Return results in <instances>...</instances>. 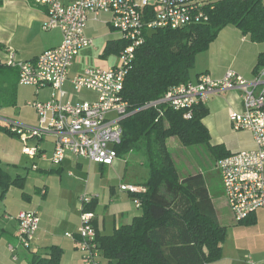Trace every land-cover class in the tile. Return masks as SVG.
Segmentation results:
<instances>
[{"label":"built area","instance_id":"obj_1","mask_svg":"<svg viewBox=\"0 0 264 264\" xmlns=\"http://www.w3.org/2000/svg\"><path fill=\"white\" fill-rule=\"evenodd\" d=\"M223 0H38L47 5L48 15L43 28H60L62 43L40 54L35 60H18L11 52L6 65L18 69L21 85L40 89L51 86L53 93L47 100H32L28 104L38 114L37 126L11 121L0 116L9 130L25 141L34 135L51 133L55 136L51 160L62 164L67 153L91 161L111 165L118 158V146L122 143L123 120L139 110L157 108L164 116L163 107L184 110L185 117L193 116V109L206 104L213 94L237 89L242 92L244 108L233 112L231 120L236 130L253 134V149L231 152L217 161L227 204L234 219L241 222L264 209V66L253 79H247L230 69L220 79L203 73L197 80L171 86L161 97L132 108L124 98L126 78L136 58V50L146 41V32L159 28H182L210 21L211 13ZM111 15V24L121 33V40L128 45L118 54V64L112 66H88L73 77L70 69L80 51L93 44L87 35L89 16ZM74 90L94 91V101L73 102L68 97L66 82ZM37 148L26 147L30 155ZM120 189L132 194L146 192L144 185L122 183ZM96 196L84 194L81 223L77 230L78 248L85 264H105L94 225L95 213L85 210ZM141 207L138 197L134 199ZM18 235L21 245L31 249L40 225V216L34 210H21ZM74 237L73 233H67ZM254 264V262H251Z\"/></svg>","mask_w":264,"mask_h":264},{"label":"trees","instance_id":"obj_2","mask_svg":"<svg viewBox=\"0 0 264 264\" xmlns=\"http://www.w3.org/2000/svg\"><path fill=\"white\" fill-rule=\"evenodd\" d=\"M229 25H235L253 42L263 43L264 0H223L207 23L146 32V41L136 50L128 72L124 98L132 108H140L171 86L192 81L197 54L206 51ZM127 45L125 41H110L105 54H119ZM263 66L264 51L256 68ZM163 110L165 115L161 116L157 108L142 109L122 122L124 135L118 156L139 154L149 177L143 183L146 192L132 194L140 199L142 214L110 235L97 234L105 264H207L222 258L228 228L218 220L204 174L181 175L169 140L177 137L187 147L205 145L216 153L217 160L231 152L212 144L203 122L209 113L206 104L197 105L191 118L185 117L184 110ZM0 130L14 135L1 126ZM24 184V176L4 182L0 166L2 194L10 185ZM95 204L94 199L84 209L93 211ZM238 223L253 225L256 219L252 215ZM63 253L58 245L45 253L34 251L31 264H64Z\"/></svg>","mask_w":264,"mask_h":264},{"label":"crops","instance_id":"obj_3","mask_svg":"<svg viewBox=\"0 0 264 264\" xmlns=\"http://www.w3.org/2000/svg\"><path fill=\"white\" fill-rule=\"evenodd\" d=\"M62 1L68 4L72 0ZM47 10V5L38 2V0H0V65H4V68L0 69V83L6 90L7 99L11 103L17 100L16 91L11 84L19 82L18 69L4 63L8 61L10 53L14 52L18 60H35L44 51L59 46L63 41V33L60 28L50 30L43 28V22L48 15ZM238 30L240 29L238 28ZM86 32L93 40V44L86 48H94L97 52L99 51L98 55L102 57L97 59V66L107 67L118 64V54H105V48L110 41H122L121 33L111 24V15L107 13L98 17L90 15ZM251 42V47H211L210 45L204 52L210 61L201 72H197L193 80H197L198 76L203 73L209 74L214 79H220L230 69L237 71L247 79H253L259 69L256 68L259 54L264 51V47H261L262 43L252 40ZM79 54L70 69V77L86 68L82 67ZM34 88L35 95L38 96L37 100H47L53 93L51 86ZM65 88L68 92L67 99L73 102L94 101L97 98L94 91L74 90L70 80L66 82ZM84 92L91 96L84 97ZM206 105L209 108V113L203 122L208 129L211 128V116L213 115L223 114L226 121L232 123L230 113L242 112L244 108L242 92L233 89L213 94L209 97ZM31 108L35 120L30 125L37 126L39 124L38 114L35 108ZM0 126L10 129L3 121L0 122ZM241 132L238 140L241 145L236 151L255 148L253 134L247 130ZM54 145L55 136L51 133L34 135L25 141L16 134L12 135L0 130V166L3 169L4 182L17 176L25 177L23 187L10 185L4 194L0 190V264H31L34 251L45 253L52 245H58L63 249L64 264H85L83 254L77 245L79 239L77 230L82 214L81 196L72 193V197L68 198V189L63 187L61 177L67 168L70 169L69 176H74L71 168L75 166L82 168L83 163L71 152L67 153L62 164L54 163L51 160ZM26 147L37 148L38 151L35 155H30L25 152ZM25 159L31 162L30 168L27 167V164L24 165ZM85 160L89 159L85 158ZM89 162L100 164L91 160ZM24 168L28 175L31 169L37 174H42L40 177L38 176L39 180L36 178L32 180L37 182H34L29 188H27L29 176L24 174L25 171H22ZM58 174H60V179L57 177ZM148 177L142 182L129 183L143 185ZM85 194L96 196L93 210L95 213L94 225L101 235L112 234L119 226L131 223L135 216L142 214V207L136 205L132 193L122 191L113 184L101 181L96 184L90 183ZM212 200L219 222L225 225L215 203L216 199L212 198ZM21 210H34L40 216V225L34 236L31 249L25 248L20 243L19 221L16 216ZM253 216L256 219L254 225L263 229L264 209L258 210ZM235 224L236 222H232L230 225ZM67 233H73L74 237L68 236ZM227 238L228 236L223 244L222 258L207 264H251L253 261L249 262L236 252V244L229 248L226 247ZM260 260V263L254 262V264H264V258Z\"/></svg>","mask_w":264,"mask_h":264},{"label":"rangeland","instance_id":"obj_4","mask_svg":"<svg viewBox=\"0 0 264 264\" xmlns=\"http://www.w3.org/2000/svg\"><path fill=\"white\" fill-rule=\"evenodd\" d=\"M251 45L252 42L248 35H244L235 25H229L211 44V47H251ZM260 45L264 47V42ZM204 52H200L196 56V62L192 70L193 77L196 76L197 72H201L210 61ZM98 54L99 51L97 52L94 48L82 50L79 54L82 67L97 66V59L102 58ZM11 86L16 91L17 100L14 103L7 99L6 90L0 83V116L18 123L32 124L35 117L32 106L28 102L38 97L35 95V88L13 82ZM83 96L89 98L91 95L84 92ZM209 129H211V141L217 143L214 145L232 152L236 151L241 145L238 140L242 130H236L231 121L229 123L226 121V117L223 114L211 116V128ZM169 148L181 175L198 171L204 174L212 198L216 199L215 203L222 216V221L228 228L226 247L229 248L236 244L237 253L241 254L249 262L260 263V259L264 258V228L261 229L260 226H255L254 224L252 226L240 224L234 219L224 195L216 153L205 145L184 146L177 137L169 140ZM75 157L82 161V168L77 166L71 168L75 174L74 176H69V168L65 169L61 174L63 187L68 189V198L72 197V193L77 196L85 194L90 183L96 184L101 181L106 184H113L120 189L122 183L142 182L149 176L148 168L142 164V157L133 152L119 156L113 165L93 164L89 160H85V158ZM23 163L30 168L31 162L28 159H25ZM22 171L27 174L25 168ZM101 174L103 175L102 178ZM41 175V173L37 174L31 169L28 175L27 188L37 182L32 181L33 179L39 180L38 176L40 177ZM43 175L46 176V174ZM57 177L60 179V174ZM232 222H236V224L230 225Z\"/></svg>","mask_w":264,"mask_h":264}]
</instances>
